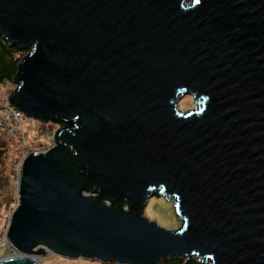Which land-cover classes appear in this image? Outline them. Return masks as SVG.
Here are the masks:
<instances>
[{
	"label": "water",
	"instance_id": "95a60500",
	"mask_svg": "<svg viewBox=\"0 0 264 264\" xmlns=\"http://www.w3.org/2000/svg\"><path fill=\"white\" fill-rule=\"evenodd\" d=\"M0 37L28 52L10 103L60 127L24 160L0 264H264V0H0Z\"/></svg>",
	"mask_w": 264,
	"mask_h": 264
},
{
	"label": "rangeland",
	"instance_id": "374dc122",
	"mask_svg": "<svg viewBox=\"0 0 264 264\" xmlns=\"http://www.w3.org/2000/svg\"><path fill=\"white\" fill-rule=\"evenodd\" d=\"M198 108L195 100L191 96H186L179 101V109L188 112ZM45 127V130H41ZM60 127L56 124L41 125L36 121H31L26 123V141L20 142L17 139L10 140V144L7 152L4 153V161L0 164V189L3 190V199L0 204V239L2 233L7 229L12 215L17 206L18 200L20 203V198H18L16 182H9V177L14 172V167L19 163V157L22 151L29 148L36 147L38 149H43L46 146H53V135ZM48 132L49 134H46ZM5 172L6 180L3 181L2 175ZM174 200H167L164 197L157 198L153 197L149 200L148 205L145 208V215L151 221H155L158 226L170 230H178L183 221H181L176 213ZM6 258L4 249L0 250V259ZM39 264H104L97 261L89 260H69L63 257L56 256L52 253H48L46 256L36 257ZM197 264H209V261L202 260L198 258H193ZM184 261L186 259H183ZM187 261V260H186ZM160 264H163L160 263ZM196 264V263H192Z\"/></svg>",
	"mask_w": 264,
	"mask_h": 264
},
{
	"label": "built area",
	"instance_id": "2783aa9c",
	"mask_svg": "<svg viewBox=\"0 0 264 264\" xmlns=\"http://www.w3.org/2000/svg\"><path fill=\"white\" fill-rule=\"evenodd\" d=\"M16 88L17 85H15L14 82L8 80L5 81L0 80V136H5L10 140L17 139L20 142L25 143L26 134H27L26 123L27 122L30 123L33 120L28 119L22 112H20L15 106H13L10 103L9 99L16 90ZM46 134L49 133L46 132ZM49 148H50L49 146H46L43 149L32 147L25 151H22L19 157V163L14 167V172L9 177V182L10 183L16 182L19 184L23 163L25 158L29 154L31 153L34 155L41 154L43 152H46ZM17 193H18V186H17ZM2 199H3V190L0 189V204L2 203ZM18 205H19V200L15 210L17 209ZM10 223L11 220L5 232L2 233V237L0 239V250L4 249L6 257L22 256L19 253V251L16 248H14L13 245L7 239Z\"/></svg>",
	"mask_w": 264,
	"mask_h": 264
},
{
	"label": "trees",
	"instance_id": "16d2710c",
	"mask_svg": "<svg viewBox=\"0 0 264 264\" xmlns=\"http://www.w3.org/2000/svg\"><path fill=\"white\" fill-rule=\"evenodd\" d=\"M27 51L18 50L17 48H11L9 45L0 37V80L1 81H11L13 82L14 77L19 71V66L22 60L27 56ZM62 125H65L64 123ZM41 130H45L42 127ZM10 144V139L5 136H0V164L4 161V153L7 152ZM5 172L2 175L3 181L6 180ZM196 263L195 259L190 262H186L182 259H171L163 264H192Z\"/></svg>",
	"mask_w": 264,
	"mask_h": 264
},
{
	"label": "bare ground",
	"instance_id": "6f19581e",
	"mask_svg": "<svg viewBox=\"0 0 264 264\" xmlns=\"http://www.w3.org/2000/svg\"><path fill=\"white\" fill-rule=\"evenodd\" d=\"M37 256H39V255H35V256H34V258H35V259H36V261L38 262V260H37V258H36ZM6 258H8V257H6Z\"/></svg>",
	"mask_w": 264,
	"mask_h": 264
},
{
	"label": "snow or ice",
	"instance_id": "6c2138e0",
	"mask_svg": "<svg viewBox=\"0 0 264 264\" xmlns=\"http://www.w3.org/2000/svg\"><path fill=\"white\" fill-rule=\"evenodd\" d=\"M196 3H199V0H196Z\"/></svg>",
	"mask_w": 264,
	"mask_h": 264
}]
</instances>
